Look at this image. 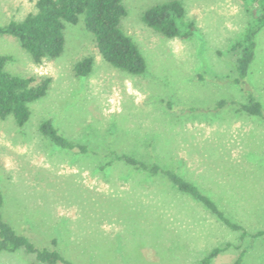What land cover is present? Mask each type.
<instances>
[{
	"label": "rangeland",
	"instance_id": "374dc122",
	"mask_svg": "<svg viewBox=\"0 0 264 264\" xmlns=\"http://www.w3.org/2000/svg\"><path fill=\"white\" fill-rule=\"evenodd\" d=\"M36 1L0 0V26L35 12ZM168 1L123 0L121 28L146 59L142 75L107 63L83 17L65 24L62 55L40 64L15 37L0 35V55L10 56L6 71L51 80L23 128L12 116L0 120L2 215L35 246L58 250L71 264H202L228 244L211 264H233L245 248L243 264H264L263 239L242 240L167 180L116 159L174 163L233 221L264 231V118L238 110L248 96L231 81V47L251 14L242 0H178L194 34L167 38L142 15ZM85 57L93 69L79 77L74 67ZM248 83L264 111V28ZM221 100L235 105L218 108ZM45 120L91 153L55 146L39 130ZM33 263L35 255L23 249L0 252V264Z\"/></svg>",
	"mask_w": 264,
	"mask_h": 264
},
{
	"label": "trees",
	"instance_id": "16d2710c",
	"mask_svg": "<svg viewBox=\"0 0 264 264\" xmlns=\"http://www.w3.org/2000/svg\"><path fill=\"white\" fill-rule=\"evenodd\" d=\"M242 1L252 19L242 38L231 47L236 54V76L231 81L241 87L248 96V102L241 104L238 110L253 117L264 118L262 104L255 98L248 83L249 68L256 54L257 37L264 28V0ZM35 6L36 11L29 13L23 20L10 21L0 26V35L15 37L36 63L61 56L65 48V24H76L83 17L85 28L93 34L97 49L107 63L132 75H142L146 72L145 57L134 40L121 28V21L127 14L123 0H37ZM142 21L167 38L189 39L194 34V24L186 20V10L178 0L152 6L143 13ZM9 61L10 56L0 55V120L12 116L17 126L23 128L31 115L30 104L46 95L51 80L13 75L5 69ZM93 63L92 57L78 61L74 67L76 75H89ZM229 104L235 105V102L221 100L217 107L222 108ZM39 130L45 138L62 150L79 154L91 153L87 145L72 141L60 133L52 120L42 121ZM116 159L124 161L138 174L167 180L176 190L202 204L231 230L240 231L242 240L247 237L252 241L264 240L263 230L251 233L233 221L207 192L185 174L179 173L174 163H165L160 158L146 161L126 154L116 156ZM3 205L4 196L0 189V252L14 253L23 249L26 253L35 255L36 263L71 264L58 250L37 247L26 235L16 232L3 218ZM230 246L228 244L224 248H214L202 260V264H211L215 257ZM246 249L233 264L244 263Z\"/></svg>",
	"mask_w": 264,
	"mask_h": 264
}]
</instances>
